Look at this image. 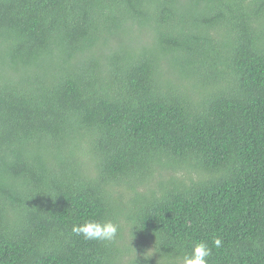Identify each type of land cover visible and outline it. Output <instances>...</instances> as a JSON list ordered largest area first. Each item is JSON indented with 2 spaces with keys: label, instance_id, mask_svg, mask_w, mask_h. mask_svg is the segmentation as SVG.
I'll use <instances>...</instances> for the list:
<instances>
[{
  "label": "trees",
  "instance_id": "1",
  "mask_svg": "<svg viewBox=\"0 0 264 264\" xmlns=\"http://www.w3.org/2000/svg\"><path fill=\"white\" fill-rule=\"evenodd\" d=\"M198 240L264 264V0H0V264H180Z\"/></svg>",
  "mask_w": 264,
  "mask_h": 264
},
{
  "label": "clouds",
  "instance_id": "2",
  "mask_svg": "<svg viewBox=\"0 0 264 264\" xmlns=\"http://www.w3.org/2000/svg\"><path fill=\"white\" fill-rule=\"evenodd\" d=\"M118 231L119 225L112 220H86L84 223L72 227V232L77 236L82 235L85 240L94 241H113L116 239ZM214 245L219 248L222 241L216 238ZM211 254L212 249L207 241L198 240L192 245L191 252L183 255L180 264H208Z\"/></svg>",
  "mask_w": 264,
  "mask_h": 264
},
{
  "label": "rangeland",
  "instance_id": "3",
  "mask_svg": "<svg viewBox=\"0 0 264 264\" xmlns=\"http://www.w3.org/2000/svg\"><path fill=\"white\" fill-rule=\"evenodd\" d=\"M142 189H144V188L142 187Z\"/></svg>",
  "mask_w": 264,
  "mask_h": 264
}]
</instances>
